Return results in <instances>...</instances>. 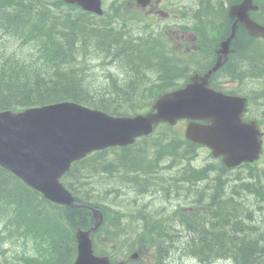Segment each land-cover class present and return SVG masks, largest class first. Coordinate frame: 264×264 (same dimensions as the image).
I'll list each match as a JSON object with an SVG mask.
<instances>
[{"label": "trees", "instance_id": "trees-1", "mask_svg": "<svg viewBox=\"0 0 264 264\" xmlns=\"http://www.w3.org/2000/svg\"><path fill=\"white\" fill-rule=\"evenodd\" d=\"M10 1L23 3L28 0H0V19ZM30 1V5L20 8V18L24 16L29 19L28 25L33 29L31 32L34 38L40 46L42 44L39 60L44 61L37 63L41 65L27 74L10 65L16 64L14 60H7V63L0 65V111L70 100L110 113L126 114L134 111L135 100L147 103L148 97H143L141 88L152 96L159 93L161 86L146 88L148 77L139 75L140 70L152 65L148 62L151 59L145 61L139 53L126 46L123 36L116 33L117 29L123 34L129 31L123 23L118 25L120 20L116 21V18L112 26L99 24L97 28H88L81 23L78 25L76 20L70 21L69 18L59 20L57 24H49L50 18L55 17L56 13L49 12L42 2L50 3V0ZM4 21L8 22L9 19L5 18ZM21 27V24H15L16 30ZM90 53L95 54L98 59L101 56L108 58L112 54L116 55L119 68L115 71L120 79H113L114 69L104 64L94 65L102 67V74L98 77L90 79L85 75L88 70L85 65L89 58L86 56ZM125 62L129 63L124 64ZM240 68L246 69L248 64H240ZM168 129L170 128L165 127V130ZM151 139L142 140L135 145L137 147L112 151L113 156H108L106 152L98 153L76 164L73 171L63 177L62 183L77 203L100 208L105 217H113L116 221L110 227L113 231L110 236L101 237L96 234V240H114L121 245L123 242L132 244L140 237V247H147L148 243L153 244L158 239V254L163 253L161 264H183L184 259L175 256L179 249L190 260L196 263L199 261L198 264H214L220 260L231 264H264V246L259 244L257 232L260 228L245 215L238 221L230 213L234 211L238 214L239 211L224 207L227 200L221 201L210 195L208 201L207 189L199 185L205 173L189 168L171 172L170 167L157 165L162 152L184 158L192 157L195 152L188 149L177 150L178 143L174 139L169 140L166 145L158 143V139L150 141ZM148 142H152L148 145L149 150L142 151ZM120 169L123 173L117 174ZM108 175L111 178L117 176L116 181H126L133 185L137 183L138 187H145L143 182L146 177L157 178L150 184L152 191L156 190L157 184L164 177L178 175L179 188L185 192L190 190L189 198L192 199L191 204L195 211L183 213L177 210L171 214L170 220H165V215L162 214V219L158 221L157 217L147 216L150 213L142 208L139 218L129 214L132 222L136 221L134 225L132 222H125L126 220H119L113 216L115 212L108 203H113L111 197L114 196L121 200L122 191L104 190L100 192L105 195L101 198L93 196L94 191L86 189L84 185V181L92 176H99V179ZM247 186L258 196L264 210V192L258 179L255 184ZM140 194L143 195L142 192ZM106 197L110 198L107 203L104 201ZM120 203L123 204V200ZM203 203L209 210H196ZM228 219L231 221L227 222ZM220 221L223 222L222 225L218 224ZM0 222L3 223L4 230L10 229L17 237L33 242L37 253V257L33 259H44L32 264H68L74 255L73 247L71 251L67 250L70 242L66 240L71 238V229H85L93 224L87 210L54 206L1 168ZM179 238L184 240L180 242ZM256 238L258 243H254ZM114 247L117 246L114 244ZM107 248L111 247L105 243L101 253L111 255L113 251H108ZM47 256L49 257L45 258ZM0 264L7 263L0 261Z\"/></svg>", "mask_w": 264, "mask_h": 264}, {"label": "water", "instance_id": "water-1", "mask_svg": "<svg viewBox=\"0 0 264 264\" xmlns=\"http://www.w3.org/2000/svg\"><path fill=\"white\" fill-rule=\"evenodd\" d=\"M78 3L84 5L83 0ZM177 118L170 96L161 97L148 115L135 119H112L69 102L6 115V120L0 121V166L51 201L74 206L57 181L72 161L94 149L129 143L149 132L152 124H172ZM90 232H76L78 256L74 264H109L107 258L92 256Z\"/></svg>", "mask_w": 264, "mask_h": 264}, {"label": "rangeland", "instance_id": "rangeland-1", "mask_svg": "<svg viewBox=\"0 0 264 264\" xmlns=\"http://www.w3.org/2000/svg\"><path fill=\"white\" fill-rule=\"evenodd\" d=\"M181 1H182L183 6L191 11V8L189 7V5H190V1H193V0H181ZM187 1H188V3H187ZM200 1H202V0H198V2H200ZM202 6L204 7V10L202 12L206 15V17L209 20L217 19V21L220 22V16H218L212 8H210L206 4H202ZM194 8L195 7L193 6V9ZM244 44L245 45L243 47H240L242 50V54L240 55V58L238 60H236V62H239L240 64H250V63H252V61L250 59H255L254 58L255 55H254L253 51L246 52L244 49L247 46V44L246 43H244ZM201 57H202V59L208 58L209 60L212 61L213 56L208 54V53H203V54H201L200 58ZM171 59L173 62H171L170 64L173 68V71L176 73L178 69H177L176 65H174V64H179V62L173 58H171ZM191 60L193 61V64H194V61L198 60V58H196V59L195 58H188V61H191ZM92 63L98 64L96 62H92ZM189 63H191V62H189ZM194 65L196 66V64H194ZM201 68H202V66L196 67V69L198 71H201ZM93 69L95 71V77H98V75H100L101 72L98 71L97 68H93ZM178 73H179V71L177 72V74ZM86 74L88 75L89 71H87ZM139 75H146V73L143 70L142 71L140 70ZM146 84H148V85L151 84L149 78L146 80ZM143 97H148V96L143 93ZM148 100H149V98H148ZM146 101L147 100H145V102ZM143 104H145V103H143ZM183 127H184V125H183ZM177 150L184 151L185 149L183 148V149H177ZM203 158H204V154L202 152H200L197 155V157L193 156L192 158H189V159H184V157L180 156V155L179 156L178 155L177 156H171V155L167 154L166 152H162L159 154V159H158L159 162L157 165H161L162 167L168 166V167H170L171 172H173V171L180 172L182 169H184V170L188 169V168L190 169L192 166L191 163L193 164V162H194V165L199 166L202 163ZM121 173H123L122 169L117 171V174H121ZM102 175H106V174H102ZM110 176L111 175L104 176V177H101L99 179H98L99 176H92V177H90L84 181V185L86 186V189H90L91 191H94L93 196H97L98 191H99V193L103 192L104 190H107V191L117 190L118 192L122 191V196L120 198L123 199L126 196V199L129 201V202L127 201V203L132 205L133 207L142 206L145 204H150L149 201H151V204L159 209L158 210L159 212L155 216H153L154 218H156L157 216L159 217L161 214H163L162 209L163 208L167 209V208H169V204H172V202H171V203H167V205H166V202L164 200H157L156 197L151 198L153 191H152V188L150 187V184H151V182L156 181L157 178L153 179L150 177H146L145 182H143L145 184V187H138L137 183H135L133 185L132 183L129 184L126 181H123V182L122 181H116V180H118V178H116L117 176H115L114 178H111ZM258 182H259V185H260L262 191L264 192V178L259 177ZM117 185H119V186H117ZM125 185H126V187H124ZM127 190H132L133 193L126 195ZM136 192H138V193H136ZM141 192L143 193V195L140 194ZM104 196L105 195H102V197H104ZM109 199L110 198L106 197V198H104V201L107 202ZM131 216H134V215L131 214ZM134 217H136V216H134ZM157 220L160 221V219H157ZM126 221L130 224V222H132V219L127 218ZM230 221L231 220H229V219L227 220V222H230ZM135 222H132V225H134ZM224 223H226V222H224ZM218 224L222 225L223 222L220 221V223H218ZM110 227L111 226H107L106 229H110ZM257 232L259 233V239H258V240H260L259 244H261V246L263 247L264 246V240L262 238V237H264L263 232L261 229L259 231L257 230ZM254 241H255L254 243H258L257 238ZM7 247L8 246L6 245L5 248H7ZM100 248H102V244H101ZM17 251L21 252L20 249H17ZM149 258H150V255H145L144 258H141L140 263L141 264H149ZM115 259L119 260V259H121V257H118ZM191 261H193V260H191ZM183 264H196V262L195 261L190 262L189 260H184ZM215 264H229V263L220 260V261L216 262Z\"/></svg>", "mask_w": 264, "mask_h": 264}, {"label": "bare ground", "instance_id": "bare-ground-1", "mask_svg": "<svg viewBox=\"0 0 264 264\" xmlns=\"http://www.w3.org/2000/svg\"><path fill=\"white\" fill-rule=\"evenodd\" d=\"M229 1L232 4H235V2H236V0H229ZM187 3H188V1H187ZM193 6L195 7L194 9H193ZM189 7L191 8V11L196 10L197 8H199L201 11L204 10V7L202 6V4H199L198 0L190 1ZM246 13L248 15H250L252 18H254L255 20H259V21L264 22V10H262V9L252 10L251 9V10H246ZM117 20H119V19L117 18L116 21ZM213 21H217V19H213ZM220 22L223 23L229 29V31L232 33L233 36H235L236 45L238 47H243L245 45L244 43L247 44V46L245 47L244 50L246 52L253 51V53L255 55V56L254 55L253 56H254L255 59H250V60L252 62L256 63L255 51L256 50H261L262 49L261 46L256 44L254 41L246 38L241 32L236 30L235 25L232 22L226 20L223 17H220ZM120 24H122V22L119 21L118 25H120ZM41 46H42V44H41ZM200 56L201 55L197 56L198 60L194 61V64H196L195 67H201L202 66L200 72H206V71L211 70V72H216L218 75H226L227 74L225 72L226 68H222L225 64H216L217 61H216V59L214 57H212V61H211L208 58L202 59V57L200 58ZM239 58H240V56H238L237 58L231 60L232 63H237V64H231V69L232 70H235V69L238 70L239 69L240 63L236 62V60H238ZM92 62H93V60L91 58H88V64H93ZM171 62H173V61H172L171 58H169L167 60L166 64H170ZM188 62H191L193 64L192 60L188 61ZM93 65H99V64H93ZM242 65H244V64H242ZM97 69H98V71L101 72L102 67H97ZM244 70H246L249 73H255V72L260 70V66H259V64H254L252 70L248 71L249 68H246ZM177 72H178V70H177ZM177 72H176V74H177ZM66 102H68V101H66ZM73 103L79 104V103H76V102H73ZM48 105H50V104H47L45 106H48ZM8 110H10V109H8ZM3 111H7V110H3ZM3 111H0V112H3ZM193 156L197 157V154L196 153H194V154L192 153V157ZM192 157H190V158H192ZM184 159H189V158L185 157ZM130 193H133V191L132 190H127L126 191V195L130 194ZM136 193H138V192H136ZM120 195L122 196V194H120ZM97 196L103 198L101 193H99V195H97ZM111 200H112L113 203H108V204L110 205V209L113 212H115L113 216L118 217L119 220L120 219L126 220L127 218H129L130 209L135 208V207H133L132 205L127 203L128 200L126 199V196L123 199L121 198V200H123V204L120 203L121 200H119V198L117 196L111 197ZM69 208L85 209L91 214V218L93 220V224L91 226H89L88 228H85V229H89V230H91L93 232V243H94L95 248L97 249V251L101 253V251L105 248V243H104L105 240H103L102 238H101V241L100 240H96L95 235L96 234L97 235L100 234L101 237L107 236V235L110 236L113 231H112V229H106V227L107 226H112L113 224L116 223V221L113 219V217H111V218L109 216L105 217L103 211L100 208H97V207L85 206V205H82V204H79V203L76 202V204L74 206H69ZM160 216L159 217L157 216V218L161 219ZM125 222H127V221H125ZM105 225H106V227H105ZM76 230H83V229L82 228H76ZM101 244H102V248L99 247V245L101 246ZM115 248H117V247H115ZM107 250L108 251L109 250L113 251L112 248H107ZM107 255H109V254H107ZM109 256H114V252L111 255H109ZM198 263H199V261H198ZM198 263H196V264H198ZM229 264H231V263H229Z\"/></svg>", "mask_w": 264, "mask_h": 264}, {"label": "flooded vegetation", "instance_id": "flooded-vegetation-1", "mask_svg": "<svg viewBox=\"0 0 264 264\" xmlns=\"http://www.w3.org/2000/svg\"><path fill=\"white\" fill-rule=\"evenodd\" d=\"M231 64H237V63H232V61H228L227 64H225L222 67V68H226V70H225V72L227 73L226 75H232V74H235V72H236V69L235 70L231 69ZM253 64H258V63L252 62V63L248 64V68H249L248 71L252 70ZM244 65L246 66L247 64H244Z\"/></svg>", "mask_w": 264, "mask_h": 264}]
</instances>
